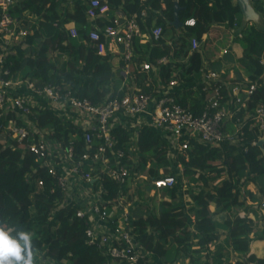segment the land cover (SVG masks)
I'll use <instances>...</instances> for the list:
<instances>
[{
	"label": "trees",
	"instance_id": "trees-1",
	"mask_svg": "<svg viewBox=\"0 0 264 264\" xmlns=\"http://www.w3.org/2000/svg\"><path fill=\"white\" fill-rule=\"evenodd\" d=\"M65 1L17 0L11 14L21 18L26 13L33 17V22L28 23L24 19L29 34L21 45L14 47L12 71L22 73L28 70L43 84L66 83L77 96L97 104L114 88L111 85V56L98 54L96 44L88 40L91 27L86 15V3L74 0L73 7L66 9ZM104 1L113 9L123 5L125 13L136 15L142 31H148L154 22L162 28L163 34L168 30L178 32L173 47L167 45L164 38L152 43L148 41L144 45L135 40L132 58L136 65L141 61L155 65L158 59L167 58L168 62L159 66V79L163 84L176 79L179 86L174 88L175 100L194 114L201 112L209 94L199 83L203 66L201 52H189L191 38L200 43L205 35L211 34L207 44L210 50L205 54L208 60L212 52L218 54L228 45L229 31L235 29L240 33L243 44V54L238 63L247 79L259 81L264 73V66L260 64L264 54V0H251L253 8L261 16V26L244 23L234 0H177L179 20L184 23L189 18L195 19L194 26L178 29L172 25L174 0H147L143 4L140 0ZM145 7L147 17L145 25H142L139 15ZM70 22L78 30L76 39L71 38L64 27ZM217 25L224 26L220 30L223 37L217 35L221 34ZM212 29L216 31L213 33ZM214 35L219 39H214ZM217 42H220V46H217ZM53 52L58 57L65 55L66 59L60 64L53 63L49 56ZM134 73L137 86L143 92L150 93L152 85L157 83L155 73H139L138 67ZM147 78L151 82L146 86ZM259 83L247 109H242L233 119L234 122L246 110L251 113L258 104H264V84ZM67 123L49 111L39 116V124L53 127L57 137L62 136L67 140L69 132L79 136L75 145L76 153L80 155L84 152L81 130ZM66 125L68 128H64ZM243 129L247 144L258 138L257 126L251 127L246 122ZM113 133L118 140L117 147L129 158L131 175L147 168V185L145 189H138L140 197L152 187V178L174 176L173 164L168 157V144L159 131L148 126H116ZM187 152V158L180 155L177 158L183 172L190 175V181L194 183L195 191L187 192L192 200L189 208L192 215L184 211L179 202L171 203L178 196L176 183L161 190L167 199L159 204L157 210H149L142 205L141 214L134 212V232L152 260L138 264H178L184 260L189 264H232L229 260L235 256L242 259H237L233 264H264V257L249 253L250 219L238 214L225 218L223 222L215 219V216L227 214L232 208L249 212L246 200L241 198V187L245 182H255L256 178L264 176L262 151L257 145L249 146L247 153L243 154L239 148L228 143L209 148L198 141H191ZM38 164L34 155L5 146L0 134V227L13 235L20 230L32 233L33 264H41V261L48 264H104L106 260L98 248L86 244L85 225L75 216V207H59L63 195L54 177L45 168L38 169ZM34 169H37L36 173H33ZM219 179L222 180L213 185ZM102 185L106 192L103 198L114 199L118 186L105 175ZM121 192L125 195L127 187L123 186ZM252 201L256 200L253 198ZM212 206L213 211L210 209ZM220 226L225 227L226 237L212 251L209 245L217 242ZM258 238L264 239V229ZM203 256L204 261L201 260Z\"/></svg>",
	"mask_w": 264,
	"mask_h": 264
},
{
	"label": "built area",
	"instance_id": "built-area-1",
	"mask_svg": "<svg viewBox=\"0 0 264 264\" xmlns=\"http://www.w3.org/2000/svg\"><path fill=\"white\" fill-rule=\"evenodd\" d=\"M86 3L89 22L97 25L88 32V40L96 44L100 55L117 54L124 66L125 78L118 89L113 88L110 95L97 104L81 98L71 91L66 83L43 84L33 75L18 77L13 72L14 47L21 45L29 31L24 19L33 22V17L24 14L18 18L11 14L17 0H0V134L1 142L10 149H21L32 154L38 169L45 168L54 177L55 184L63 198L59 207H75V216L85 225L86 244L96 246L105 258L104 264H138L151 260L150 255L139 242L134 232L135 218L130 203L121 192L127 186L131 172L125 152L117 147L118 140L113 133L116 126L138 128L148 126L159 131L168 144V157L177 155L187 158L191 141L209 147H220L222 143L236 146L243 154L249 146H256L258 139L246 142L243 129L246 122L257 126L264 132V104H258L250 113L246 110L242 117H236L260 85L264 84V73L259 81L246 80V84L230 83L224 74L201 68L199 83L208 92L204 106L199 114L183 107L173 96L174 88L179 86L176 79L163 84L158 79L150 93H145L135 83V69L148 75L150 71L158 77L159 66L168 59L162 57L151 65L133 61V43L146 36L149 41L162 38L163 30L152 24L148 31H142L136 15L113 11L103 0H79ZM141 3L147 0H140ZM164 8V5H162ZM147 8L140 12V23L145 25ZM64 27L71 38L76 39L78 30L74 25ZM195 19L189 18L183 27H192ZM144 34V35H143ZM101 37L103 41L101 42ZM189 52L197 51L199 42L189 40ZM226 53V50H223ZM61 57V56H60ZM59 57V58H60ZM264 66V54L260 59ZM151 80H145L149 85ZM49 111L67 125L81 130L84 152L76 153V134L69 132L68 139L57 137L53 127H42L39 116ZM64 123V122H63ZM64 126V128H68ZM137 133V132H136ZM37 169L33 170L36 173ZM103 175L118 186L114 199L105 200L102 185ZM152 189L161 191L175 184L172 175H161L150 181ZM40 184V182H38ZM264 206V203H263Z\"/></svg>",
	"mask_w": 264,
	"mask_h": 264
},
{
	"label": "crops",
	"instance_id": "crops-1",
	"mask_svg": "<svg viewBox=\"0 0 264 264\" xmlns=\"http://www.w3.org/2000/svg\"><path fill=\"white\" fill-rule=\"evenodd\" d=\"M73 2H74V0H66L64 2L65 8L71 9L73 7ZM112 10L117 12V13H123L124 12L123 11V5H121L117 8H114ZM99 21H100V19H98L97 21H92V23L95 22L94 25H97V24H100ZM92 23L89 22V25L91 27L90 30L93 28V25H91ZM153 23L154 22H152V24ZM72 25H74V23L70 22V23H68L67 26L70 27ZM216 28L221 33L220 36L222 35L221 37H223V33L220 30H222L224 28V26L223 25H217ZM144 34H146V36H148V33H144ZM229 35L230 36H229L228 45L223 48V50H226V53H224L222 51L221 53L219 52L218 54H216L215 52L211 51L212 56L208 60L205 57V54H207V52L210 50L209 49L210 47H208L207 44L209 42L211 34H207L203 37V40H202V42L199 43V48L197 50V51L201 52V55L203 57V66L202 67L205 70H213L215 72H219V73L224 74L223 76H225V77H223V78H225V80H227V81H230V83H238V84L245 85L246 80H247V76H246L244 69H242L238 63V59L243 54V44L241 42L242 37H241L240 33H238L235 29H231L229 31ZM146 36L145 37L143 36V38H141V41L139 38V40H137L136 42H138V44H140V45H144V44L148 43L149 39ZM177 37H178V33L175 34L174 31H172V30H168L167 32H165L162 35V39L164 38L165 43L167 45H170L171 47H173V42L177 39ZM231 41H232V43H231ZM150 43H152V41ZM52 54L54 55L56 53L53 52ZM110 56H111V64H114L115 67H117L116 71H118V75L121 77L122 82H123V80L125 78L123 68L129 66L128 69L131 71V69L134 67V65L133 64L128 65V63H127V66H124V62L120 61L119 55L113 54ZM57 57H58V55L56 54L54 59H56ZM65 59H66V56L64 55V56H61L57 60H60V63H61ZM158 79H159V75L157 77V80ZM258 133L261 137H264V132H262V133L258 132ZM258 180H259V177L256 178L255 182L249 181V182L244 183L245 188H247L246 191L248 193H246V196L243 197V199L246 200V204H247V207L249 209V212H245L243 209H240L235 214H238L240 217L246 216L248 219L251 220L252 232L250 234V247H249L250 252L249 253L254 254L257 257L263 258L264 257V239H259L258 236L261 235V233L264 229V206H263L264 190L259 188ZM243 186L241 188H243ZM253 198L256 201H252ZM259 204L263 207L262 208L259 207ZM235 214H233V215H235ZM221 215L224 216V219L227 217H231L230 212H228L227 214L221 213L217 216H221ZM218 235L219 236H218L217 242L211 244L212 251L215 249V247L219 246L225 240L226 229L224 226H220V228L218 230ZM237 259H242V258H238L237 256H235V257H232L229 261L233 264Z\"/></svg>",
	"mask_w": 264,
	"mask_h": 264
},
{
	"label": "rangeland",
	"instance_id": "rangeland-1",
	"mask_svg": "<svg viewBox=\"0 0 264 264\" xmlns=\"http://www.w3.org/2000/svg\"><path fill=\"white\" fill-rule=\"evenodd\" d=\"M213 33L216 31L215 29L211 30ZM175 34L178 32H174ZM220 35V34H217ZM219 36H213L214 39H219L217 38ZM232 43V41H231ZM232 45V44H231ZM217 46H220V42H217ZM223 51V49H220V53ZM56 54H51L49 55L52 60L53 63H57L60 64V60L59 57H57L56 59H54ZM55 60V61H54ZM112 66V71H113V79H112V83L111 85L115 88L118 89V87L120 86L122 79L121 77L118 75V71L117 67H115L114 64H111ZM31 75L30 72H28V70H24L22 73H19L18 77H24V76H28ZM178 155L176 156V158L171 159L172 161V173L174 174L175 177V183L178 186V196L176 199L171 200V203H180L182 205V208L184 209V211H188L189 215H192L191 212H189V208L192 206V200L188 195V191L193 192L195 191L194 189V183L190 181V175H186L183 172V166L180 165V160L177 158ZM146 167H149V165H147ZM147 169V168H146ZM146 169L142 172H139V174L137 173H133L130 176V180L127 187V193L124 195L125 197V201H127L128 203H130V208L132 212L133 217L135 218L136 215L134 214V212L138 214H141L143 211V207H141L142 205H144L147 209L152 210V209H156L159 206V204L162 201H165L167 199V195L163 192V191H155L152 189V187H150V189L148 191H144L141 195L142 197L139 196L138 193V189L140 190L141 188L145 189V186L147 185L146 182ZM162 170H160L161 172ZM222 179L217 180L213 185L218 184V182H220ZM262 181V182H261ZM259 183V188L264 190V176L259 177L258 180ZM247 188H245V185L243 186V188H241V198L246 196V193H248L246 191ZM259 207H263L259 204ZM210 209L213 211L214 207H210ZM236 212H238V210L232 208V210L230 211L231 216H233V214H235ZM191 218L193 219V216H191ZM215 218L219 221V222H223L224 221V216H215ZM210 250H212L211 244L209 245ZM204 257V256H203ZM41 258V256H40ZM202 261L205 260V257L201 259ZM41 264H48V262L45 261H41ZM51 264V263H49ZM178 264H189L187 260L181 261Z\"/></svg>",
	"mask_w": 264,
	"mask_h": 264
},
{
	"label": "clouds",
	"instance_id": "clouds-1",
	"mask_svg": "<svg viewBox=\"0 0 264 264\" xmlns=\"http://www.w3.org/2000/svg\"><path fill=\"white\" fill-rule=\"evenodd\" d=\"M32 233L20 230L14 235L0 227V264H33Z\"/></svg>",
	"mask_w": 264,
	"mask_h": 264
},
{
	"label": "water",
	"instance_id": "water-1",
	"mask_svg": "<svg viewBox=\"0 0 264 264\" xmlns=\"http://www.w3.org/2000/svg\"><path fill=\"white\" fill-rule=\"evenodd\" d=\"M239 7L241 19L244 23H251L256 26L262 25L261 16L255 11L251 4V0H235ZM179 6L177 0H174V11L172 25L174 28H182L183 23L178 18ZM257 147L262 151L264 156V137H260L257 141Z\"/></svg>",
	"mask_w": 264,
	"mask_h": 264
}]
</instances>
